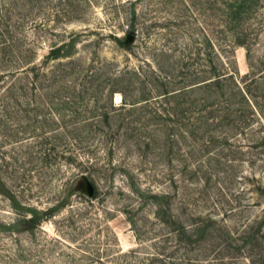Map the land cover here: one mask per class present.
Here are the masks:
<instances>
[{"label":"rangeland","instance_id":"374dc122","mask_svg":"<svg viewBox=\"0 0 264 264\" xmlns=\"http://www.w3.org/2000/svg\"><path fill=\"white\" fill-rule=\"evenodd\" d=\"M0 264H264V0H0Z\"/></svg>","mask_w":264,"mask_h":264},{"label":"water","instance_id":"95a60500","mask_svg":"<svg viewBox=\"0 0 264 264\" xmlns=\"http://www.w3.org/2000/svg\"><path fill=\"white\" fill-rule=\"evenodd\" d=\"M131 39H132V36H131V35H129V36H128V40H131ZM91 191H92V189H91V188H89V189H88V192H89V193H91Z\"/></svg>","mask_w":264,"mask_h":264},{"label":"bare ground","instance_id":"6f19581e","mask_svg":"<svg viewBox=\"0 0 264 264\" xmlns=\"http://www.w3.org/2000/svg\"><path fill=\"white\" fill-rule=\"evenodd\" d=\"M119 98V96H118V93L116 94V99H118Z\"/></svg>","mask_w":264,"mask_h":264}]
</instances>
